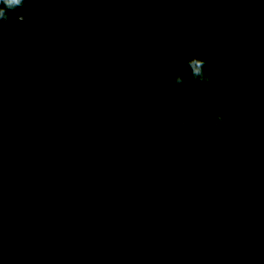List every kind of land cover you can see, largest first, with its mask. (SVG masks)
I'll return each instance as SVG.
<instances>
[{"label":"trees","instance_id":"1","mask_svg":"<svg viewBox=\"0 0 264 264\" xmlns=\"http://www.w3.org/2000/svg\"><path fill=\"white\" fill-rule=\"evenodd\" d=\"M88 4L11 14L37 39L0 48V264H264V0Z\"/></svg>","mask_w":264,"mask_h":264},{"label":"clouds","instance_id":"2","mask_svg":"<svg viewBox=\"0 0 264 264\" xmlns=\"http://www.w3.org/2000/svg\"><path fill=\"white\" fill-rule=\"evenodd\" d=\"M26 0H0V21H8L11 19V14L17 12L24 7ZM208 61L200 56H193L186 61V68L191 76V79L208 87L215 85V80L211 72L206 71ZM175 86L183 88L187 84V80L183 74H176L172 77ZM228 121L225 115L221 112H215L212 116L211 124L216 129L217 134H223ZM236 150H239L238 148Z\"/></svg>","mask_w":264,"mask_h":264},{"label":"water","instance_id":"3","mask_svg":"<svg viewBox=\"0 0 264 264\" xmlns=\"http://www.w3.org/2000/svg\"><path fill=\"white\" fill-rule=\"evenodd\" d=\"M86 2L88 4V0H86ZM91 9L93 10V8H91ZM16 20H23L27 23V26L29 27V30H30L29 39H16V40L0 42V48L14 46V45H32L33 43H35V41L37 39V29H36L34 22L31 19L30 15H28V14L13 15V16H11V19L8 21H0V25L8 24V23H11V22L16 21Z\"/></svg>","mask_w":264,"mask_h":264}]
</instances>
